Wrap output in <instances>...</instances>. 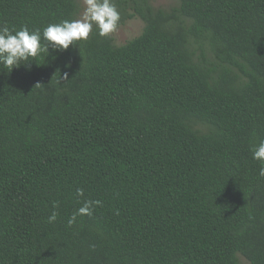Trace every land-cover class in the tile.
I'll return each mask as SVG.
<instances>
[{
    "label": "trees",
    "instance_id": "trees-1",
    "mask_svg": "<svg viewBox=\"0 0 264 264\" xmlns=\"http://www.w3.org/2000/svg\"><path fill=\"white\" fill-rule=\"evenodd\" d=\"M177 1L112 0L138 36L0 65V264H264V0ZM78 13L0 0L10 29Z\"/></svg>",
    "mask_w": 264,
    "mask_h": 264
},
{
    "label": "clouds",
    "instance_id": "clouds-1",
    "mask_svg": "<svg viewBox=\"0 0 264 264\" xmlns=\"http://www.w3.org/2000/svg\"><path fill=\"white\" fill-rule=\"evenodd\" d=\"M83 2L85 8L80 18L48 24L42 32L40 29L30 30L26 25L20 29H10L7 25L0 26V65L11 71L22 65L30 70L32 62L42 54H47L48 57L51 53H62L70 46L76 47L77 42L86 41L94 29L98 30L101 37H105L118 27L121 16L112 0H83ZM70 64L69 61V66ZM63 79H69L68 72H64ZM251 151L253 159L261 164L259 175L264 177V141L253 145ZM83 194V189H77L78 196ZM100 204L99 200L85 201L73 213L69 224L74 223L77 216H91L93 206ZM57 215L54 211L48 218L49 222H54Z\"/></svg>",
    "mask_w": 264,
    "mask_h": 264
},
{
    "label": "rangeland",
    "instance_id": "rangeland-1",
    "mask_svg": "<svg viewBox=\"0 0 264 264\" xmlns=\"http://www.w3.org/2000/svg\"><path fill=\"white\" fill-rule=\"evenodd\" d=\"M152 5L155 8L171 9L172 7L178 6L177 0H151ZM85 5L83 0H79V13L78 18L82 15ZM145 22L139 16L127 20L123 25L118 26L111 34L114 38V42L117 45H122L138 36L144 29Z\"/></svg>",
    "mask_w": 264,
    "mask_h": 264
}]
</instances>
